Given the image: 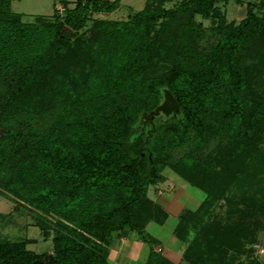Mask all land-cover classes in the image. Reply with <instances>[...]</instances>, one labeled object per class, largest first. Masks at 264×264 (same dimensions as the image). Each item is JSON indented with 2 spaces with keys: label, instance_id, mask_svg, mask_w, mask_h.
Segmentation results:
<instances>
[{
  "label": "trees",
  "instance_id": "16d2710c",
  "mask_svg": "<svg viewBox=\"0 0 264 264\" xmlns=\"http://www.w3.org/2000/svg\"><path fill=\"white\" fill-rule=\"evenodd\" d=\"M62 1L65 16L51 20L0 11V79L7 83L0 186L36 215L45 237L50 225L58 231L48 263L27 248L29 240L0 239V264H108L117 232L126 229L149 244L153 261L158 239L146 227L167 215L148 190L166 179L164 169L209 195L208 177L223 175L216 166L236 164L228 152L237 155L238 142L264 140V93L256 89L264 71V0L247 3L239 22L226 20L218 0H181L175 8L148 0L127 20L95 18L88 28L92 13L115 4ZM198 15L217 20L207 50L198 47L205 35ZM165 59V75H147ZM53 107L61 112L47 132L19 124L23 115ZM214 133L227 143L202 171L190 151ZM186 144L189 151L174 165L171 151Z\"/></svg>",
  "mask_w": 264,
  "mask_h": 264
},
{
  "label": "rangeland",
  "instance_id": "374dc122",
  "mask_svg": "<svg viewBox=\"0 0 264 264\" xmlns=\"http://www.w3.org/2000/svg\"><path fill=\"white\" fill-rule=\"evenodd\" d=\"M8 1L6 3L5 0H0V11L4 10L9 14L18 13L23 21H34L38 16L47 20H51L57 15L62 18L66 13L62 0ZM68 1L70 6L75 5V0ZM106 1L115 4L113 9L111 11L101 9L99 12L92 13V18L88 19L85 28L92 26L95 18L127 20L142 11L146 4H150L147 3L148 0ZM180 1L167 0L163 3V7L175 8ZM251 1L256 0H241L240 2L238 0H218L216 5L225 15L227 21L239 22L245 17L247 3ZM196 21L201 23L205 29V35L200 38L198 47L206 49L209 43L215 40V35L211 32L210 27L217 20L198 15ZM65 28L72 31L68 26ZM159 48L162 47L159 46ZM170 62L166 59L158 61L154 68L147 71V75H165ZM83 83L87 85L86 81ZM6 88L7 83L0 79V97L5 93ZM256 89L264 93V71L259 77ZM82 91H84L83 88ZM56 108L53 107L43 115L33 118V114L28 115V119H25L26 116L23 115L19 119V124L30 133L47 132L55 118L60 116L61 111H57ZM227 139V136L221 133H214L210 136L206 135L202 141L193 144L190 152L193 159L200 165V170L203 171V166H211L212 161L215 163L220 151L226 145ZM188 144L176 147L171 151L170 160L174 165L180 156L189 151ZM234 147L239 150L238 154L234 156L229 151L227 157L234 158L236 164L232 166L230 161L226 162L228 161L226 159L223 166H216V170L223 172L222 177H218L216 174L207 176L209 178L207 180L210 188L209 195H207V191L190 183L170 167H166L163 171L166 176L164 181L149 187L148 195L154 197L158 194V191H154L157 186L164 190L160 203L169 205L168 208L166 206L164 208L170 216H177L179 220H185L183 227L186 231L182 229L181 235L175 234L178 242L174 240L173 247L171 243L164 246L157 244L155 249L158 252L157 255H154L155 259L151 261L148 256L144 264H264V140L253 146H243L242 142H238ZM250 148L255 152L250 153ZM199 176L195 175L194 178L199 179ZM158 196L159 194L157 198ZM166 197L169 199V204H167ZM17 199L18 196H15L13 191L8 193L0 186V239L29 240L27 248L43 254L42 260L48 263L53 258L52 238L58 233L57 227L54 225L47 227L45 230L48 235L45 237L42 228L37 224L36 215ZM199 203L200 205H198ZM193 207H196L195 213L185 219L188 216L186 214ZM143 209H145L144 206H142ZM172 221L173 219H169L165 224L164 221L162 223L150 221L146 231L154 237L157 235L167 239L172 232V224H174ZM177 226L175 228H180ZM117 233L115 232L112 236L115 237L117 234V238H115L117 244L109 252L110 260L113 258L121 238L124 239L127 236H130V240L134 237L140 238L137 234L134 235L136 232L131 233L128 229Z\"/></svg>",
  "mask_w": 264,
  "mask_h": 264
},
{
  "label": "crops",
  "instance_id": "0c3cea01",
  "mask_svg": "<svg viewBox=\"0 0 264 264\" xmlns=\"http://www.w3.org/2000/svg\"><path fill=\"white\" fill-rule=\"evenodd\" d=\"M157 185V184H156ZM158 191L157 193L159 194L158 198H157V195L154 196H151V195H148L152 200H154L158 205H160V207L166 212L165 210V206L168 208L169 205H162L160 203V199L161 197L164 195V190L161 189L159 186H157L156 189H154V191ZM148 193H150V188L148 190ZM155 193V192H154ZM190 193V192H189ZM192 194V193H191ZM193 195V194H192ZM164 198V197H163ZM167 200V204H169V199L168 197L165 198ZM203 199V197L201 198V200ZM201 200H199V202H201ZM200 205V203L198 204ZM196 207H193V209L189 210V211H194ZM168 212H166V219L165 221L163 222L165 224V222L169 219H173V223L172 224V232H171V235L170 237H168L167 239L166 238H161L160 236H155V238L157 237L158 239V244H162V246L164 245H168L169 243H171L172 247H173V244H175V241H177V237L175 236V231H176V226L179 224V222L181 220H179V217H172L173 215H169V213L167 214ZM175 218V219H174ZM154 221V220H153ZM177 223V224H176ZM133 233V232H131ZM137 233H135L134 235H136ZM138 236V235H137ZM130 237V236H129ZM129 237H125L124 239L121 238V241L118 242V249L116 247L115 251H114V256L113 258H111V260L108 258V264H114L113 262H116L115 264H144V261L146 260V258L148 257L149 253H150V246L147 242L141 240L139 237H134V239H129ZM175 238V239H174ZM175 240V241H174ZM116 242V240H115ZM114 242V245L111 247L110 250L114 249L113 247H115V245L117 243ZM178 242V241H177ZM111 256V255H110Z\"/></svg>",
  "mask_w": 264,
  "mask_h": 264
}]
</instances>
